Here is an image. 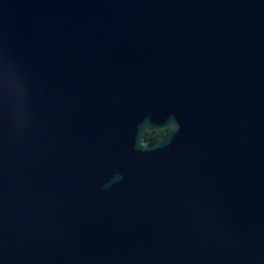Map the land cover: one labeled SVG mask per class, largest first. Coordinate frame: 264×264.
Instances as JSON below:
<instances>
[{
    "label": "water",
    "instance_id": "95a60500",
    "mask_svg": "<svg viewBox=\"0 0 264 264\" xmlns=\"http://www.w3.org/2000/svg\"><path fill=\"white\" fill-rule=\"evenodd\" d=\"M0 264H264V0H0Z\"/></svg>",
    "mask_w": 264,
    "mask_h": 264
},
{
    "label": "clouds",
    "instance_id": "9594fccd",
    "mask_svg": "<svg viewBox=\"0 0 264 264\" xmlns=\"http://www.w3.org/2000/svg\"><path fill=\"white\" fill-rule=\"evenodd\" d=\"M178 130V123L175 119H170L162 126H153L152 128L141 129L138 132L137 149L142 151H150L160 146L159 138L162 136H171ZM155 133V134H154ZM122 179L119 173L115 174L112 179L104 187H110L114 183H118Z\"/></svg>",
    "mask_w": 264,
    "mask_h": 264
}]
</instances>
